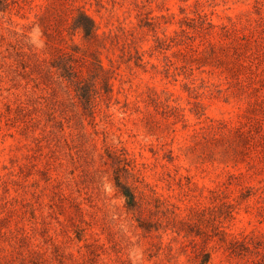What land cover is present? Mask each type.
<instances>
[{"label":"rangeland","instance_id":"374dc122","mask_svg":"<svg viewBox=\"0 0 264 264\" xmlns=\"http://www.w3.org/2000/svg\"><path fill=\"white\" fill-rule=\"evenodd\" d=\"M0 264H264V0H0Z\"/></svg>","mask_w":264,"mask_h":264}]
</instances>
